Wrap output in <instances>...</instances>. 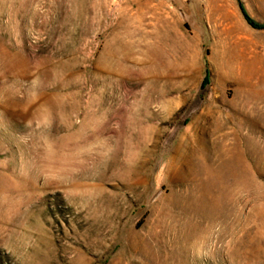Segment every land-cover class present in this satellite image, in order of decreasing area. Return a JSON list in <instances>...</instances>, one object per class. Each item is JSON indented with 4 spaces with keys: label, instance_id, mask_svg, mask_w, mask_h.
<instances>
[{
    "label": "rangeland",
    "instance_id": "374dc122",
    "mask_svg": "<svg viewBox=\"0 0 264 264\" xmlns=\"http://www.w3.org/2000/svg\"><path fill=\"white\" fill-rule=\"evenodd\" d=\"M248 17L264 0H0V264H264Z\"/></svg>",
    "mask_w": 264,
    "mask_h": 264
},
{
    "label": "trees",
    "instance_id": "16d2710c",
    "mask_svg": "<svg viewBox=\"0 0 264 264\" xmlns=\"http://www.w3.org/2000/svg\"><path fill=\"white\" fill-rule=\"evenodd\" d=\"M242 7H243V6H242ZM248 19H249L250 23H251L252 25H254L255 27H264V24L257 23V22H255L254 20H252V19L249 18V17H248Z\"/></svg>",
    "mask_w": 264,
    "mask_h": 264
}]
</instances>
